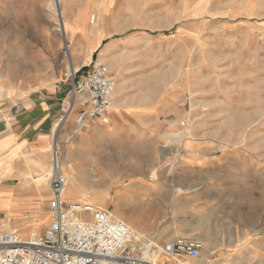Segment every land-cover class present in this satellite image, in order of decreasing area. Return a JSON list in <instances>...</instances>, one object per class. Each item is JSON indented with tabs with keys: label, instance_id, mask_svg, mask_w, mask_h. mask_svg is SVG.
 Returning a JSON list of instances; mask_svg holds the SVG:
<instances>
[{
	"label": "rangeland",
	"instance_id": "obj_1",
	"mask_svg": "<svg viewBox=\"0 0 264 264\" xmlns=\"http://www.w3.org/2000/svg\"><path fill=\"white\" fill-rule=\"evenodd\" d=\"M83 62L105 64L118 88L91 131H76V110L59 129L57 155L74 191L65 197L88 198L132 227L145 213L155 223L147 234L162 243L171 236L161 228L190 216L181 196L191 184V224L209 236L198 263L264 264V0H0V108L57 92L56 117L44 127V188L69 64ZM233 149L244 167L259 161L258 172L237 187H205L214 176L198 168L221 166ZM190 165L191 176L177 173ZM143 184L155 190L125 204ZM47 188L44 203L28 210L34 220L0 215L13 216L25 237L42 232Z\"/></svg>",
	"mask_w": 264,
	"mask_h": 264
},
{
	"label": "built area",
	"instance_id": "obj_2",
	"mask_svg": "<svg viewBox=\"0 0 264 264\" xmlns=\"http://www.w3.org/2000/svg\"><path fill=\"white\" fill-rule=\"evenodd\" d=\"M69 70V98L61 120L72 111L76 131L89 132L108 110L115 78L103 63L83 62ZM86 68V69H84ZM66 179L53 166L43 231L25 237L13 216L0 215V264H188L199 257L202 243L185 236L165 242L142 233L109 210L84 201H65Z\"/></svg>",
	"mask_w": 264,
	"mask_h": 264
},
{
	"label": "crops",
	"instance_id": "obj_3",
	"mask_svg": "<svg viewBox=\"0 0 264 264\" xmlns=\"http://www.w3.org/2000/svg\"><path fill=\"white\" fill-rule=\"evenodd\" d=\"M48 93V95L44 93L38 94L37 92L29 93L27 96L19 98L13 103L8 102V106L0 108V211L9 210L19 216L17 218L26 217L28 214H25V212H29L30 214L29 208L37 204H43L47 198L45 194L47 186L44 188L41 183L36 182V176L45 168V160L41 158L43 146L47 141V130L44 127L46 126L47 128L57 114V102H55V94L57 92L53 89ZM96 126L97 128L102 127L99 123ZM226 155L228 156L226 157ZM226 155L221 162V166L198 168L204 173L214 176L212 180L210 179L209 183L205 184V187L211 190L213 188L221 189L228 185L237 187L238 181L243 176L251 172H258L259 161L250 162L251 166L244 167L243 159L237 157V151L233 149V151ZM176 171L178 174L181 171L182 174L191 176V165L187 168H182V170L176 168ZM218 176L225 177L226 181L217 178ZM48 180L49 177L47 183ZM151 190H155V188L143 184L140 187V193H136L132 198L125 194L124 196L122 195V198H124L125 204H131L135 202L137 197L144 198L148 196L147 192ZM186 190L188 193L186 195L183 194L184 196H181V198L186 197L189 202L188 213L190 216L187 222L181 226H176L173 221L170 225L161 228L160 231H164L165 236L175 234L174 236H185L197 239L203 243L201 239H208L209 236L203 235L196 230L197 228L194 223L193 225L191 224V184L187 189H183V191ZM74 199L75 197H65V201ZM146 204L147 206H152L155 202L147 201ZM204 204L208 207L212 206L210 202ZM149 212L150 210L146 213ZM28 216L29 221L34 220L32 215ZM145 216H147L145 213H141L138 222L133 223L131 220L129 221L140 232L145 231L147 233L155 229V223L150 220L151 216ZM185 259L188 264H195L194 261H197V258Z\"/></svg>",
	"mask_w": 264,
	"mask_h": 264
},
{
	"label": "bare ground",
	"instance_id": "obj_4",
	"mask_svg": "<svg viewBox=\"0 0 264 264\" xmlns=\"http://www.w3.org/2000/svg\"><path fill=\"white\" fill-rule=\"evenodd\" d=\"M86 29V28H85ZM89 33H91V32H89ZM110 67H111V65H110ZM69 68H70V70L71 69H77L76 67H74V66H72L71 64H69ZM115 88H118V83H116L115 84ZM148 99V96L147 95H143V96H141L140 97V100L141 101H145V100H147ZM119 103V102H118ZM112 108L113 107H116V106H118V104L116 103V102H113L112 103ZM109 109V108H108ZM107 112V111H106ZM106 114V113H105ZM69 116H72L71 114H69L67 117H64L61 121H59V122H57L56 123V125L54 126V128H53V132H52V135H51V138H50V141H51V143H52V156H53V160H54V162H53V165L54 166H56L59 170H60V172L62 173V175L65 177V179H66V188H65V191H64V196H65V194L67 193V191L69 192V194H73V190L72 189H70L69 188V180H70V178H71V176L67 173V170H66V165H68V162L67 161H63L62 159L61 160H59V157H58V155H57V139H58V132H59V129H60V127L63 125V123H66L67 121H65V119H67ZM63 121H65V122H63ZM74 132H76V131H74ZM177 133H179V132H177ZM177 133H170L169 135L172 137V139H173V136H177L176 138H178V134ZM169 135H168V137H169ZM180 135V134H179ZM175 138V139H176ZM164 146H167V145H164ZM71 149V148H70ZM165 150V149H164ZM177 152V151H176ZM165 154L164 155H166L167 154V152H164ZM45 172V170L43 171L42 170V172L40 173V174H37V176H36V182H40L39 181V179L41 180V178H43V176H44V173ZM47 187H48V183H47ZM49 189V188H48ZM185 192V191H184ZM82 198H85L86 199V197H82ZM78 200H81V199H78ZM88 202H91V200H89L88 198L86 199ZM30 215V214H29ZM116 218H119L120 219V217H119V215L118 214H113ZM29 217V216H28ZM40 219L41 218H39V219H36V221H35V223H34V225H33V227L34 228H37L38 229V227H39V222H40ZM128 225H130V224H128ZM131 226V225H130ZM132 227V226H131ZM132 228H135V227H132ZM135 229H137V228H135ZM32 234V233H31ZM172 236V235H171ZM158 241H159V239H157ZM202 241V240H201ZM206 249V248H205ZM210 252V251H209ZM207 260V259H206ZM205 260V261H206ZM209 260V259H208ZM197 262V264H200V263H198V261H196ZM216 263H217V261H216ZM201 264H206L204 261H202L201 262Z\"/></svg>",
	"mask_w": 264,
	"mask_h": 264
}]
</instances>
